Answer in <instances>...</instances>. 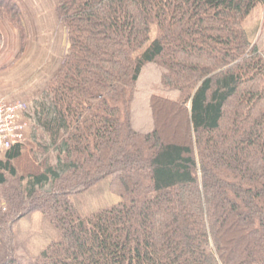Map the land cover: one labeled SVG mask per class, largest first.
Here are the masks:
<instances>
[{
  "label": "trees",
  "instance_id": "1",
  "mask_svg": "<svg viewBox=\"0 0 264 264\" xmlns=\"http://www.w3.org/2000/svg\"><path fill=\"white\" fill-rule=\"evenodd\" d=\"M19 1L0 0V24L24 34ZM55 13L68 53L29 100L26 141L0 153V264H264V0H56ZM108 178L122 201L81 215L72 196ZM33 213L58 233L36 257L15 236Z\"/></svg>",
  "mask_w": 264,
  "mask_h": 264
},
{
  "label": "rangeland",
  "instance_id": "2",
  "mask_svg": "<svg viewBox=\"0 0 264 264\" xmlns=\"http://www.w3.org/2000/svg\"><path fill=\"white\" fill-rule=\"evenodd\" d=\"M19 4L23 7L25 6L28 9H25V16L22 13V24L24 27V34H22L23 41L28 38L30 42L35 41L37 36H34L33 31L35 30L32 27V22L30 17H32L31 9H35L36 16L46 15V21L44 26H42L43 35L38 37V40H41L43 44H46V39L49 44L53 40V44L57 43L60 47V52L57 51V56L61 53L59 61L56 63V69L62 67L63 59L65 58L67 51L65 50L66 43L68 44V32L61 26L59 23L55 9H56V0H20ZM31 6H30V5ZM32 7V8H31ZM29 12V16L27 15ZM42 19V17L40 18ZM30 23V25H29ZM10 25V24H9ZM29 29L31 31H29ZM47 32V35L45 34ZM2 33V32H1ZM49 35V36H48ZM31 36V37H30ZM3 37V34H2ZM11 42L8 43L7 47L0 51V54L3 51L2 58L7 60L9 66L10 64L14 65V60L16 55L19 53L20 47L15 44L12 38L9 37ZM27 45L26 41L24 42ZM4 45V38H3ZM52 46V44H51ZM70 46V45H69ZM53 47V46H52ZM63 53V54H62ZM39 60V59H38ZM42 62V61H41ZM40 62V63H41ZM55 69V71H56ZM57 70V72H58ZM56 72V73H57ZM39 73V72H37ZM55 73V74H56ZM54 76V73L46 79L44 83L38 84L37 91L45 88L49 80ZM160 70L155 65H150L146 67L143 72V75L140 79L138 86V95L135 104V116L137 119V126L142 130H147L150 127L151 116L148 108V99L154 90H157L159 81H160ZM36 91V92H37ZM34 95V93H33ZM23 97V96H22ZM18 100H23L19 97ZM13 102V101H12ZM15 102V101H14ZM29 104V100H25ZM111 178L103 180L97 186L85 192L84 194L72 196V200L78 208L81 215L86 216L93 213H96L100 210L109 208L115 204H118L122 199L114 194L110 188ZM5 206V205H4ZM8 207V206H6ZM6 211V210H5ZM16 242L21 246L25 254L31 257H36L43 251L49 244L57 240L58 233L56 229L47 221L40 213H33L26 218H23L16 227L15 230Z\"/></svg>",
  "mask_w": 264,
  "mask_h": 264
},
{
  "label": "crops",
  "instance_id": "3",
  "mask_svg": "<svg viewBox=\"0 0 264 264\" xmlns=\"http://www.w3.org/2000/svg\"><path fill=\"white\" fill-rule=\"evenodd\" d=\"M25 9H28V7H22V13L24 16L26 13ZM31 11L32 17H30V20L32 22V27L35 28V30L32 31L34 33L33 35L37 36V38L32 42L26 38L25 41L27 43L29 42L28 47L25 45L26 43H24L25 41L22 39L20 30H18L14 25L9 22H2L0 24V30L4 38L3 48L5 49L8 43L11 42L10 39H8V35L10 38H12L13 42L15 44L18 43L20 47L19 53L16 55L13 62L14 65L10 64L9 66L6 64L7 60L2 58L3 51L0 54V99L9 102L30 100L33 93H36L38 84L44 83L48 76L52 75L53 73L55 74L59 69L55 68L56 63L59 61V57L61 55V53H59L57 56V51L60 52L57 50L60 49L58 44H53L52 40V47L51 44H49L50 41L48 42L47 39L46 44H43L41 40H38V37L43 35L42 26H44V22L46 21V15L36 16L35 9L32 8ZM28 14L29 12H27V15ZM41 17L42 19H40ZM29 31L31 30L29 29ZM45 34L47 35V32ZM68 49L69 39L68 44L66 43L65 46L67 53ZM55 61L56 63L53 64ZM19 97H21V99L23 98V100H18Z\"/></svg>",
  "mask_w": 264,
  "mask_h": 264
},
{
  "label": "built area",
  "instance_id": "4",
  "mask_svg": "<svg viewBox=\"0 0 264 264\" xmlns=\"http://www.w3.org/2000/svg\"><path fill=\"white\" fill-rule=\"evenodd\" d=\"M28 104L0 99V153L26 141L30 133Z\"/></svg>",
  "mask_w": 264,
  "mask_h": 264
}]
</instances>
